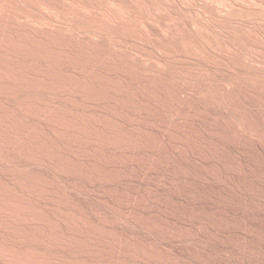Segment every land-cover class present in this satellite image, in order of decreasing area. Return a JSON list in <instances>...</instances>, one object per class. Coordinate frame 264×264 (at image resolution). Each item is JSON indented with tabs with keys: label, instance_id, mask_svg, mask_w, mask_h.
Returning a JSON list of instances; mask_svg holds the SVG:
<instances>
[{
	"label": "rangeland",
	"instance_id": "374dc122",
	"mask_svg": "<svg viewBox=\"0 0 264 264\" xmlns=\"http://www.w3.org/2000/svg\"><path fill=\"white\" fill-rule=\"evenodd\" d=\"M163 1L152 0L157 9ZM192 1L187 5L194 10ZM188 15L182 14L180 22L189 23ZM150 28L147 33L160 37L161 29ZM183 28L180 33L190 34ZM46 31L33 28L24 34L19 28L0 27V65L54 64L74 78L105 85V90L97 98L78 94L79 101H73L75 91L65 85L66 94L50 96L56 102H77L72 111L23 109L14 96L0 91V132L6 136L0 134V264H264V82L255 85L242 77L246 71L262 72L264 66L258 70L261 64L246 58L230 62L219 48H212L217 56L208 47L204 57L199 51L193 57L176 47L180 54L173 61L166 53L167 69L158 63L162 52L152 44L128 42L118 48L83 43L96 36L91 32L48 30L72 36L65 51L58 44L48 46L47 35L53 34ZM26 35L44 41L26 42L21 39ZM7 38L15 42V51L6 48ZM78 46L102 55L89 65L84 61L87 54L77 53ZM36 49H52V58L39 56ZM27 53L37 55L38 61L27 63ZM155 63L164 64L163 69ZM47 67L40 68L37 78L27 74L26 81L48 85L53 76ZM6 72L0 82L15 85L16 78ZM87 132L103 141L89 138ZM18 209L27 213L21 210L20 215Z\"/></svg>",
	"mask_w": 264,
	"mask_h": 264
},
{
	"label": "bare ground",
	"instance_id": "6f19581e",
	"mask_svg": "<svg viewBox=\"0 0 264 264\" xmlns=\"http://www.w3.org/2000/svg\"><path fill=\"white\" fill-rule=\"evenodd\" d=\"M160 1V0H158ZM169 1V0H167ZM167 1H163L165 3H159L161 4L160 8L161 9H157L155 7V5H153L155 2L153 3L152 0H0V16L3 17L0 21V27L4 28V30H8L11 31L12 29L15 28H19L20 31L25 32L24 34H27V31H30V29L33 28H43V30H47V34L49 33L48 30H57L54 33H61L60 31L64 30H68L71 31L72 33L74 31H85V33L87 32H91L95 37H88L85 39H82L83 43L84 42H89V43H94V42H100V45H109V46H117L118 48L124 43H128V42H132V43H141V44H152V47L154 45L158 47V49L163 53H161L160 57L158 58L157 56V60L158 63H164L167 65V61L170 60V57L166 56V53L168 55H172L171 59L173 61L174 57L176 58V56H178L180 53L178 52V55H176V47H181L182 49H184L185 53H181V54H185L186 52L187 54H190V56H192L191 54L194 53H199L201 52V57H204L203 55L206 54V51L210 50H206L208 49V47L211 49V55L216 54V52L218 51H214L215 53L212 54L213 50L219 48L222 55H224L223 57L226 58L227 60H229L230 62H239L242 59H248L250 61V63L252 62H256L258 64H261V66L259 65V67H257V69L261 68L262 66H264V0H193L194 1V10H191L190 7H193L192 5L190 7L189 4L187 5V2L189 0H174L170 3H167ZM192 1V2H193ZM191 2V0H190ZM189 2V3H190ZM158 6V5H156ZM159 8V7H158ZM193 9V8H192ZM146 11V12H145ZM190 13H194V16L191 18V14ZM182 14H190L188 15V19L189 16L190 19L189 23H184V22H180L182 19ZM0 17V18H1ZM185 17V16H183ZM187 19V16L185 17V20ZM187 19V21H188ZM184 20V21H185ZM158 29H161V35L160 37L157 35L155 37L157 38H153L155 34H150L147 33V31H149L150 27H155ZM157 25L159 27H157ZM186 28L185 30L188 32H190V34L184 35L180 32L178 29L180 28ZM183 28V30H184ZM148 29V30H147ZM3 30V29H2ZM18 30V29H17ZM150 30H152V28H150ZM156 30V29H155ZM159 30V32L161 31ZM182 30V29H181ZM38 31V30H37ZM40 31V30H39ZM180 31V32H179ZM22 32V33H23ZM33 32V31H32ZM187 32V33H188ZM70 33V32H69ZM68 33V34H69ZM156 33V32H154ZM29 34V33H28ZM49 34H53V33H49ZM76 34V33H75ZM160 34V33H159ZM42 31H41V35L42 36ZM45 35V34H44ZM66 31H65V35H47L48 39H46V43H48V46L52 45V43H54L55 45L58 44L60 45L62 48H64L63 46H67L68 44H70L71 42L74 41V39L71 37H67L66 36ZM74 35V34H73ZM80 35V33H79ZM87 37V34H85ZM24 36V35H23ZM77 36V35H76ZM81 36V35H80ZM83 36V34H82ZM99 36V37H97ZM136 36V37H135ZM3 37V36H2ZM8 37V36H7ZM45 37V36H43ZM45 37V38H47ZM20 38V37H19ZM21 39H25L26 42H34V44H40L42 43V40L39 38L38 35H36L34 37L33 36H28L26 35L24 38L21 37ZM1 40V39H0ZM5 40V38H4ZM6 48H11V51H15V42L12 41L10 38L6 39ZM15 40V39H14ZM17 40V39H16ZM78 40V39H77ZM2 41V40H1ZM17 42V41H16ZM19 45L20 43H24L23 40H18ZM81 42V41H80ZM45 43V44H46ZM156 43V44H155ZM44 44V46H45ZM53 44V45H54ZM76 43H74L73 45H75ZM80 44V43H79ZM87 44V43H86ZM18 45V44H17ZM29 45V43L27 44ZM31 45V44H30ZM33 45V44H32ZM43 45V44H42ZM52 45V46H53ZM91 45V44H90ZM98 45V44H97ZM96 45V46H97ZM99 45V46H100ZM130 45V44H129ZM140 45V44H139ZM43 46V47H44ZM60 46H58L57 48H61ZM69 46V45H68ZM67 46V47H68ZM126 46V45H125ZM128 46V45H127ZM131 46V45H130ZM133 46V45H132ZM137 46V44H136ZM18 47V46H16ZM28 47V46H27ZM34 47V46H32ZM36 47V46H35ZM42 47V46H41ZM54 47V46H53ZM52 47V48H53ZM79 47V46H78ZM88 47V46H87ZM92 47V46H91ZM95 47V46H94ZM116 47V48H117ZM124 47V46H123ZM153 47V48H154ZM14 48V49H13ZM19 48V47H18ZM26 48V45H25ZM24 48V50H25ZM37 48V47H36ZM39 48V45H38ZM37 48V49H38ZM61 48V49H62ZM69 48V47H68ZM73 48V47H71ZM80 48V47H79ZM81 48H84L83 46H81ZM79 50L80 54H87L86 57H88L89 59H85L84 61H87L85 63H89V65L91 64L90 62H94L96 61L98 58H100V56L102 55V53L100 52H96L94 51V49L91 51H88L89 47L87 50L81 49ZM93 48V47H92ZM115 48V49H116ZM121 48V47H120ZM213 48V50H212ZM29 49V48H28ZM36 49V50H37ZM44 49V48H42ZM49 49V48H48ZM54 49V48H53ZM132 49V48H131ZM155 50L157 49L156 47L154 48ZM182 49H178V50H182ZM27 50V49H26ZM39 50V49H38ZM37 50V52H38ZM55 50V49H54ZM65 50V48H64ZM62 49V53L65 52ZM78 50V49H76ZM120 50V49H119ZM135 50V49H134ZM31 51V50H30ZM34 51V49H33ZM56 51V50H55ZM199 51V52H198ZM219 51V52H220ZM9 52V51H8ZM17 52V51H16ZM42 53L43 57H50L52 58V49H50V51H46L42 50L40 51ZM74 52V51H73ZM182 52V51H180ZM21 53H24L21 51ZM26 53V51H25ZM32 53V51H31ZM39 53V52H38ZM41 53H39V56L41 55ZM151 53V52H150ZM149 53V54H150ZM159 53V51H158ZM11 54V53H10ZM55 54V53H54ZM65 54V53H64ZM63 54V55H64ZM68 54V52H67ZM160 54V53H159ZM158 54V55H159ZM14 55V54H13ZM79 55V54H78ZM184 55V56H185ZM196 57L197 54H194ZM8 56V55H7ZM12 56V55H11ZM25 56V55H24ZM37 55L30 54L26 55V62H33V61H38V57H36ZM72 56H75L72 54ZM85 56V55H84ZM127 56V55H126ZM132 56V55H131ZM183 56V55H182ZM187 56V55H186ZM198 56V55H197ZM217 56V54L215 55ZM219 56V54H218ZM246 56V57H245ZM17 57V56H16ZM15 57V59H16ZM21 57V56H19ZM18 57V58H19ZM62 56H60L61 59ZM67 57V56H66ZM69 57V56H68ZM140 57V56H139ZM191 57V58H193ZM206 57V56H205ZM214 57V56H213ZM42 58V57H41ZM50 58V59H51ZM65 58L64 56L62 57V61H64ZM180 59V57H177V59ZM182 58V57H181ZM185 58V57H183ZM189 58V57H188ZM198 58V57H197ZM196 58V59H197ZM218 58V57H217ZM15 59H13L15 61ZM43 59V58H42ZM68 59V58H66ZM77 59H81L80 57H78ZM107 59V58H106ZM147 59V58H146ZM178 59V60H179ZM186 59V58H185ZM194 59V58H193ZM194 59V61L196 60ZM245 59V60H246ZM1 60V59H0ZM18 60V59H16ZM21 60V59H20ZM52 60V59H51ZM73 60V59H71ZM156 60V59H155ZM156 60V61H157ZM181 60V59H180ZM184 60V59H183ZM188 61H190V59H186ZM208 60V59H206ZM210 60V59H209ZM215 60V59H214ZM213 60V61H214ZM223 60V59H221ZM44 61V60H43ZM53 61V60H52ZM61 61V62H62ZM68 61V60H67ZM75 61V60H74ZM120 61V60H118ZM123 61V60H122ZM126 61V60H125ZM134 61V60H133ZM145 61V60H144ZM185 61V60H184ZM216 61V60H215ZM248 61V63H249ZM49 62V61H48ZM60 62V64H61ZM66 62V61H65ZM71 62V61H70ZM98 62V61H97ZM155 62V61H154ZM171 62V61H169ZM198 63V60L196 61ZM199 62L200 61L199 59ZM210 62V61H209ZM246 62V61H244ZM1 63V62H0ZM18 63V62H17ZM23 63V61H21V64ZM26 63V64H27ZM47 63V62H46ZM52 63V62H51ZM50 63V65H51ZM78 63V61H77ZM83 63V61H82ZM81 63V64H82ZM95 63V62H94ZM123 63V62H122ZM158 63L154 64L158 66ZM172 63V62H171ZM171 63H169L171 65ZM212 63V62H211ZM226 63V62H223ZM254 63V64H256ZM2 64V63H1ZM4 64V62H3ZM7 64V63H6ZM5 64V65H6ZM15 64V63H14ZM4 65L3 67L0 65V78L3 76H1V74L5 73L6 71L9 73V77L10 75L16 78V83H13L15 81H13L12 83L15 84L13 86H3L4 84L2 82H0V91L3 92V94L5 93H9L10 95L14 96L15 99V103H17V105L23 109H33V110H37L40 111L41 109H59L58 111H60V109L62 108H74L77 105H70V104H66V100L65 101H61L60 102H56L53 101L50 96L51 95H61L63 93V91L65 90L66 87H64L65 85H68L69 87H71V89H73L75 92V94L73 95V101H76L80 98H78V94L79 95H83V96H87L89 98H91L90 96H93L95 98H97V96H101L103 93L104 86L102 87L100 83L93 81H87V80H83V79H77L76 77H72L73 75H67V72H63L61 69H59L58 66L52 64V68H50L47 64V66L50 68V70H48V74L51 73V77L53 76V78H50V85L47 83L42 84V83H35V82H27L26 78H27V74H31V75H35L36 76H40L41 72L43 71L41 70L42 68H46L47 66L44 64V67H36V64H34L35 66H28L30 69H33L34 72L33 73H29L28 72V67L22 65ZM32 64V63H31ZM59 64V65H60ZM125 64V63H124ZM145 64V63H144ZM163 64V66H164ZM191 64V63H190ZM196 64V63H195ZM199 64V63H198ZM201 64V63H200ZM218 64V63H217ZM220 64V63H219ZM222 64V63H221ZM229 64V63H227ZM233 63H231V66ZM30 65V64H27ZM33 65V64H32ZM40 65V63H39ZM42 65V64H41ZM63 65V64H62ZM61 65V66H62ZM67 65V64H66ZM160 65V64H159ZM192 65V64H191ZM210 65V64H209ZM226 65V64H225ZM252 65V64H251ZM46 66V67H45ZM77 66V65H76ZM83 66V65H82ZM96 66V65H95ZM161 66V67H160ZM157 68H162L163 66L160 65ZM186 67L188 66V62L187 65H185ZM217 66V65H216ZM215 66V67H216ZM228 67V65H226ZM224 66V67H226ZM244 66V65H242ZM246 66V64H245ZM248 66V65H247ZM254 66H257L254 65ZM47 67V68H48ZM74 68V66H71ZM106 67V66H105ZM130 67V65H129ZM155 67V66H154ZM166 67V66H165ZM164 67L165 70L168 69V65H167V69ZM190 67V66H189ZM192 67V66H191ZM198 67V66H197ZM220 67V66H218ZM223 67V66H221ZM232 67H230L231 69H233ZM240 67V66H237ZM250 67V66H249ZM253 70V66H251ZM63 68V67H61ZM72 68V71L74 70ZM81 68V67H80ZM78 68V69H80ZM131 68V67H130ZM134 68V67H133ZM143 68V67H142ZM159 68V69H160ZM173 68V67H171ZM170 68V70H171ZM185 68V67H184ZM195 68V66H194ZM209 68V67H208ZM217 68V67H216ZM135 69V68H134ZM138 69V68H137ZM141 69V67H140ZM163 69V68H162ZM161 69V72H162ZM174 69V68H173ZM180 69V68H179ZM183 69V68H181ZM180 69V70H181ZM191 69V68H190ZM200 69V67H199ZM206 69V68H205ZM224 69V68H223ZM227 69V68H226ZM229 69V68H228ZM227 69V70H228ZM238 69V68H237ZM248 69V68H246ZM258 69V70H259ZM145 70V69H144ZM143 70V71H144ZM149 71V69H147ZM154 70V69H151ZM150 70V71H151ZM169 70V71H170ZM179 70V71H180ZM186 70V69H185ZM184 70V71H185ZM188 70V69H187ZM193 70V67H192ZM196 70V69H195ZM201 70V69H200ZM199 70V71H200ZM212 70V68H211ZM214 70H216L214 68ZM212 70V71H214ZM256 70V69H255ZM262 72L259 73H251V71H246L245 73H243L242 71V77L245 74L246 75V79L244 80H249L254 82L253 84L257 83H263L264 82V68L262 69ZM89 71V70H88ZM136 71V70H135ZM138 71V70H137ZM146 71V70H145ZM173 71V70H172ZM171 71V72H172ZM175 71V70H174ZM178 71V70H177ZM178 71V72H179ZM194 71V70H193ZM198 71V69H197ZM202 71V70H201ZM200 71V72H201ZM211 72H209L210 74H213ZM217 71L220 72V70L217 69ZM233 72L235 70H232ZM244 71V70H243ZM254 71V70H253ZM6 72V73H7ZM74 72V71H73ZM113 72V71H112ZM118 72V71H117ZM147 72V71H146ZM153 72V71H152ZM151 72V73H152ZM157 72H160L157 71ZM187 72V71H186ZM191 72V71H189ZM208 72V70H207ZM205 72V73H207ZM237 71H235L236 74ZM257 72V70L255 71ZM43 73V72H42ZM66 73V74H65ZM70 73V72H69ZM115 73V72H114ZM133 73V72H132ZM148 73V72H147ZM155 73V72H154ZM153 73V74H154ZM167 73V71L165 72V74ZM169 73V72H168ZM167 73V75H168ZM176 73V72H175ZM181 73V71H180ZM184 73V72H182ZM181 73V74H182ZM202 73V72H201ZM222 73L223 70H222ZM226 73V72H225ZM238 73V72H237ZM156 74V73H155ZM162 74L164 75V73L162 72ZM174 75V73H169V76ZM177 74V73H176ZM175 74V75H176ZM192 74V73H191ZM195 74V73H194ZM231 76L232 72H230ZM30 75V76H31ZM80 75V74H79ZM157 75V74H156ZM159 75V73H158ZM189 75V74H188ZM193 75V74H192ZM197 75V74H196ZM5 76V75H4ZM42 76V75H41ZM45 76V74H44ZM48 76V75H47ZM71 76V77H70ZM179 76V75H178ZM191 76V75H190ZM201 76V75H200ZM203 76V75H202ZM212 76V75H210ZM217 76V75H216ZM229 76V75H227ZM226 76V78H227ZM236 76V75H235ZM8 77V76H7ZM12 77V78H13ZM79 77V76H78ZM241 77V76H240ZM239 77V78H240ZM241 77V79H242ZM5 78V77H4ZM11 78V77H10ZM9 78V79H10ZM37 78V77H36ZM74 78V79H73ZM82 78V76H81ZM155 78V77H154ZM157 78V77H156ZM237 78V77H236ZM30 79V78H28ZM33 79V76L32 78ZM41 79V78H40ZM48 79V78H47ZM167 79V78H166ZM232 79V77H231ZM3 80V78H2ZM44 80V79H43ZM211 80V79H210ZM238 80V78H237ZM236 80V81H237ZM31 81V80H28ZM34 81V80H33ZM36 81V80H35ZM38 81V80H37ZM36 81V82H37ZM172 81V80H171ZM240 81V80H239ZM243 81V80H242ZM41 82V80H40ZM46 82V80H45ZM12 83H8V84H12ZM184 83V82H183ZM217 83V81L215 82ZM248 83V82H247ZM110 84V83H109ZM264 84V83H263ZM113 84L109 85L112 86ZM256 85V84H255ZM18 86L23 87L21 90L19 91ZM67 86V87H68ZM107 86V85H106ZM115 86V85H114ZM207 86V85H206ZM180 87V86H179ZM212 87V86H211ZM238 87V86H237ZM259 87V86H258ZM263 87V86H260ZM189 88V87H188ZM225 88V87H224ZM67 89V88H66ZM69 89V88H68ZM67 89V90H68ZM70 89V90H71ZM126 90V89H125ZM264 90V88H263ZM109 91V90H108ZM0 92V93H2ZM161 92V91H160ZM67 93V92H66ZM63 93V94H66ZM105 93V92H104ZM264 93V92H263ZM214 94V93H213ZM130 95V94H129ZM153 95V94H152ZM124 96V95H123ZM86 97V98H87ZM157 97V96H156ZM218 97V96H217ZM72 98V97H71ZM85 98V97H84ZM94 99H90L91 102H93ZM189 99V98H188ZM213 99V98H212ZM3 100V99H2ZM9 100V99H8ZM72 100V99H71ZM89 100V99H88ZM93 100V101H92ZM249 100V99H248ZM79 101V100H78ZM83 101V100H82ZM257 101V100H256ZM64 102V103H63ZM95 102V101H94ZM205 102V101H204ZM96 105V103H95ZM106 106V105H105ZM262 106V105H261ZM7 107V106H6ZM16 107V106H15ZM219 108V107H218ZM63 109V110H64ZM66 110V109H65ZM71 110V109H70ZM27 111V110H26ZM32 111V110H31ZM45 111V110H44ZM52 111V110H51ZM57 111V113H59ZM72 111V110H71ZM74 111V110H73ZM78 111V109H77ZM172 111V110H171ZM56 113V111H54ZM64 112V111H63ZM62 112V113H63ZM38 113V112H37ZM42 113V111L40 112ZM39 113V114H40ZM53 113V114H55ZM61 113V112H60ZM208 113V112H207ZM68 113L66 112V115ZM74 114V112H73ZM61 115V114H59ZM64 115V114H62ZM69 115V114H68ZM57 116V115H56ZM55 116V117H56ZM71 116V115H69ZM75 116V114H74ZM176 116V115H175ZM61 117V116H59ZM72 117V116H71ZM38 118V117H37ZM58 118V117H57ZM70 118V117H68ZM240 118V117H239ZM59 119V118H58ZM71 119V118H70ZM61 120V119H60ZM67 120V117H66ZM65 118H64V123H65ZM72 120V119H71ZM75 120V119H73ZM77 120V119H76ZM62 121V120H61ZM242 121V120H241ZM22 122V121H21ZM75 122V121H74ZM73 122V123H74ZM81 123V121H79ZM88 122V121H87ZM10 123V122H9ZM60 123V122H59ZM63 123V121H62ZM70 123V120H69ZM72 123V122H71ZM78 123V124H80ZM82 123H84V121H82ZM8 124V123H6ZM85 124V123H84ZM82 124V125H84ZM251 124V123H250ZM16 125V124H15ZM72 126V124H69ZM76 123H75V127H76ZM87 125V123H86ZM1 126V125H0ZM29 126V125H28ZM65 126L68 127V125ZM70 126V127H71ZM71 127L75 128V127ZM245 126V125H244ZM247 126V125H246ZM34 127V126H33ZM77 127H80L79 125ZM83 127H87V126H83ZM89 127H93V126H89ZM69 128V127H68ZM82 128V127H81ZM245 128V127H244ZM247 128H249L247 126ZM255 128V127H254ZM70 129V130H71ZM80 130V128H77ZM87 129V128H86ZM85 129V130H86ZM89 129V128H88ZM168 129V128H167ZM251 129V128H250ZM76 130V129H74ZM74 130H72L74 132ZM78 130V131H79ZM183 130V129H182ZM3 131V130H2ZM13 131V130H12ZM31 131V130H30ZM67 131H69L67 129ZM87 131V130H86ZM86 131L84 133H86ZM231 131V130H230ZM250 131V130H248ZM16 132V130H15ZM14 132V133H15ZM18 132V131H17ZM16 132V133H17ZM65 132V131H64ZM80 132H83L82 130ZM127 132V131H126ZM228 132V131H227ZM4 133V131H3ZM2 132H0L1 136L3 138H5L6 136L2 135ZM13 133V132H12ZM13 133V134H14ZM71 133V132H70ZM88 133V132H87ZM92 133V132H91ZM246 133V132H244ZM252 133V132H251ZM27 134V131H26ZM74 134V133H73ZM81 134V133H79ZM15 135V134H14ZM22 135V134H20ZM72 135V134H71ZM77 135V134H76ZM245 135V134H244ZM263 135V134H262ZM10 136V135H9ZM17 135H15L16 138ZM70 136V134H69ZM84 136V135H83ZM89 138H94L95 140H99V141H103L102 138H98L96 136H98L96 134V136L94 134H90V132L87 135ZM85 134V137L88 138ZM130 136V135H129ZM77 137V136H76ZM108 137V136H107ZM8 138V137H7ZM14 138V136H13ZM28 138V137H27ZM36 138V137H35ZM75 138V137H74ZM233 139V138H232ZM20 140V139H19ZM10 141V140H9ZM15 142V141H14ZM264 142V141H263ZM38 144V143H37ZM200 145V144H199ZM13 147V146H12ZM120 147V146H119ZM154 147V146H153ZM246 147V146H245ZM98 148V147H97ZM12 149V148H11ZM134 149V148H133ZM158 149V148H157ZM27 150V149H26ZM39 152V151H38ZM177 153V152H176ZM51 154V153H50ZM5 155V154H4ZM31 155V154H30ZM5 157V156H4ZM230 160V159H229ZM130 161V160H129ZM1 162V160H0ZM7 162V161H6ZM106 163V162H105ZM241 164V163H240ZM171 166V165H170ZM32 167V166H31ZM143 167V166H142ZM26 168V167H25ZM103 168V167H102ZM30 169V168H29ZM36 169V168H35ZM10 170V169H9ZM41 173V172H40ZM48 174V173H47ZM90 175V174H89ZM99 176V175H98ZM56 179V178H55ZM169 179V178H168ZM81 180V179H80ZM40 187V186H39ZM60 188V187H59ZM249 189V188H248ZM51 190V189H50ZM72 190V189H71ZM244 190V189H243ZM66 191V190H65ZM233 191V190H232ZM111 192V191H110ZM160 192V191H159ZM80 196V195H79ZM135 197V196H134ZM85 198V197H84ZM111 198V197H110ZM49 199V198H48ZM88 202V201H87ZM191 202V201H190ZM198 202V201H197ZM228 204V203H227ZM8 206V204H5ZM55 205V204H54ZM127 205V203H126ZM10 206V205H9ZM20 206V205H19ZM22 206V205H21ZM5 207V206H3ZM10 208V207H9ZM14 208V207H11ZM10 208V211H11ZM28 209V208H27ZM26 210H22V213H27ZM8 210V209H7ZM20 209H18V212L20 214L21 212ZM29 210V209H28ZM15 211V210H14ZM13 211V212H14ZM25 211V212H23ZM34 212V211H33ZM37 212V211H36ZM22 213L20 215H22ZM31 213V210H30ZM28 213V214H30ZM32 214V213H31ZM34 214V213H33ZM25 216V214H23ZM27 215V214H26ZM28 216V215H27ZM7 217V216H6ZM30 217V216H29ZM119 217V216H118ZM117 218V217H116ZM129 219V218H128ZM60 222V221H59ZM100 229V228H99ZM175 232V231H174ZM79 233V232H78ZM38 234V233H37ZM46 235V234H45ZM24 238V237H23ZM79 238V237H78ZM83 238V237H82ZM197 239V238H196ZM199 240V239H198ZM13 242V241H12ZM90 244V243H89ZM2 247V246H0ZM119 247V246H118ZM41 250V249H40ZM16 252V251H15ZM4 253V252H2ZM7 253V256H12L13 258H19L14 252L12 251H6L5 254ZM26 254V253H25ZM28 254V253H27ZM38 254V253H37ZM4 255V254H3ZM6 256V255H5ZM21 258V257H20ZM8 259H10L8 257ZM12 259V258H11ZM10 259V260H11ZM22 259V258H21ZM30 260V259H29ZM39 260V259H38ZM19 261V260H18ZM35 261V260H34ZM24 264V263H23Z\"/></svg>",
	"mask_w": 264,
	"mask_h": 264
}]
</instances>
